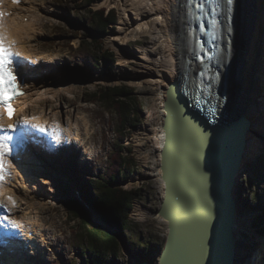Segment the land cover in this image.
Returning <instances> with one entry per match:
<instances>
[{
	"label": "bare ground",
	"instance_id": "obj_1",
	"mask_svg": "<svg viewBox=\"0 0 264 264\" xmlns=\"http://www.w3.org/2000/svg\"><path fill=\"white\" fill-rule=\"evenodd\" d=\"M97 4L99 6L101 4L119 6L127 31L125 34H117L118 37L122 36V38L120 40L116 39V42L114 41L113 44L119 51L121 59L129 62H138L140 64L141 69L145 72V78L143 80L158 90V107L160 109L161 119L156 131V143L159 164L162 156L161 145L164 144L167 138L164 118L167 115L168 109L166 102L170 98L169 111L171 117L169 138L172 142L171 146L176 161L175 164L171 165L172 192L174 191L179 196L181 204L180 210L185 211L186 209V202L183 203L185 198L181 194L188 193L189 190L196 195L195 204H198L200 212L209 210V206L211 210V200L216 197L215 192L217 191V194L221 197L224 193L223 190H225L224 185L226 182L230 183L232 181V171L238 165L240 155L243 151L242 146L245 135L249 136V145L245 152V161L247 163L252 162V159L254 160L256 155L264 150V122H261L262 120L260 119L257 121L253 119L258 117V115L257 117L255 115L257 111L259 112V109L256 104V106H253L252 100V93L258 86L254 87V83L259 81L258 72L255 71V60L257 59V50H261L259 43L264 33V0H236L230 47L225 55V66L228 70L224 75V78L227 80L226 113L224 117L226 123L224 124L227 125L231 121L241 119L226 129H208L204 126L199 116L190 111L187 102L182 101L183 98L179 99L174 89L169 92L170 85L177 82L181 74L184 77L188 71L189 76L192 78L195 70L198 68V65L190 57L188 47L186 0H103ZM39 5H42V8H44L46 3L43 0H22L19 5H14L11 0H3V3L0 4V8L10 13V15L5 17V21L12 37L17 40V49L23 52L24 56L29 55L33 57L34 63L32 62L31 64H39L35 67V72L31 75H28L31 64L28 65V70L24 73L25 77H29V80H27L26 84L27 94L18 101L20 104V117L31 116L27 111L28 109L31 110L28 107L30 104L49 101L47 100L49 98L48 94H54L53 90L44 87V82H46L45 78L47 76L50 77L54 72L48 71L45 73L43 65L41 69V63L39 61L47 60L51 62V56L41 52L44 48L39 43V36L43 33L38 24V20L43 15L41 9L38 7ZM157 16L161 17V19L156 20L155 17ZM26 17L28 18L27 21L25 20ZM140 33L151 36L150 43L156 42L160 44L157 52L152 50L153 48H149L152 44L138 47L129 46L128 41L137 38ZM255 74L257 76V82L253 78ZM262 84L264 86V83ZM203 106L205 112L211 114V108L208 105ZM32 116L39 117L40 122L54 120L60 125L67 126L68 130L74 134L73 141H79L77 147H81L83 150L81 159L84 162H87V159H92L88 154H91V143L94 142L91 139L95 132L92 130V124H90L89 119L84 117L85 132L83 133L81 127L77 123H73L71 118H67V120L60 119L57 113L38 110L33 112ZM247 121H250L248 130L246 129ZM256 122L261 123H259L260 125H256ZM253 135H262L263 138H261L262 140L257 138L255 142ZM75 147L73 146V148ZM43 160L50 164L35 165L29 162L24 166L25 171L34 178V182L26 180L19 170L18 175L14 179H8L7 182L10 183H6L4 186V190H10L11 193L16 194L22 199L20 207L23 203L29 204L30 207H37L42 203H46L43 200L45 199L43 197L45 181L41 179V175L35 172L42 169L41 174L45 172L49 174L57 169L53 166L55 164L53 157L47 156ZM180 170H187L188 173L190 171L191 175L189 177L188 174V178L192 187L180 182L176 175V171ZM61 171L62 173L64 172L63 170ZM61 171L59 172L61 173ZM158 175L165 191L161 167ZM57 176H61V174L58 173ZM185 180L188 179L185 177ZM190 183L188 182V184ZM236 184H238L239 190L241 184L239 181ZM236 193L240 195V191ZM240 198H243V196L240 195ZM240 198L236 199L238 205L242 203V199ZM18 209H15L14 212L17 218H19L17 215ZM91 210L93 211L92 208ZM245 217L243 214L239 215L238 225L240 228L244 224H249L251 221V219L244 221ZM20 218L22 219L23 217ZM164 220L167 222L166 219ZM211 223H213V220ZM37 224L39 225V230L37 229V231L40 233L38 241L44 243L42 246L44 247L48 244L49 235H51L49 233L50 229L47 230L48 227L46 228L44 222H37ZM218 228L219 224L217 226V232L209 241L210 246L215 244L217 234L219 237L222 236ZM243 228H245V225ZM207 229L208 225L206 226ZM168 234L169 228L167 238ZM221 245L219 244L218 252L221 251ZM42 247L36 250V253L42 254ZM239 253L241 255V252ZM236 257L237 254H235L233 264H252L251 259L250 261L247 259L240 261L239 257L238 259ZM220 259L221 257L218 258L215 264H220ZM132 260L135 261V259ZM257 260L258 257H256ZM0 264L8 263L0 261Z\"/></svg>",
	"mask_w": 264,
	"mask_h": 264
},
{
	"label": "rangeland",
	"instance_id": "obj_2",
	"mask_svg": "<svg viewBox=\"0 0 264 264\" xmlns=\"http://www.w3.org/2000/svg\"><path fill=\"white\" fill-rule=\"evenodd\" d=\"M43 1L46 6L44 8H42V5L38 6L43 13L41 19H39L40 21L38 20V24L43 31L42 35L39 36V43L44 49H49L42 53H47L51 56V62L43 61V69L45 73L48 71L54 72L53 75L45 78L44 87L53 90L54 94H48L49 98L47 100L49 101H44V103L34 102L28 107L33 112L45 110L48 113H57L58 117L63 120L71 118L73 123H77L81 127L83 133L85 132L84 117H86V119L90 120L95 134H93L91 139V141H94L91 143L92 150H90L93 155L88 154L92 159H87V162H84L81 159L82 153H78V148L73 153V157H69V159L66 155L56 156V159L53 157L55 161V164H53L54 168L64 171L60 173L56 170L61 176H57L58 174L53 172L41 174L42 169L35 172L41 175V179L45 181L43 190L45 191L43 192L45 199L43 200L46 203H42L37 207H30L29 204L23 203V206H19L17 215L19 218H32L39 220L41 223L44 222L46 228L50 229L49 233L51 235H49L47 252L34 257L26 255L27 258L23 264H58V261L61 264H85L84 258L80 255L78 249L74 248L72 243L73 236L70 228L74 224H78L70 221L69 218L68 211L73 205L80 206L95 222L111 228L116 234L119 233L117 229L103 222L95 210H91L90 201L83 190L86 180L94 179L99 172H104L106 162L110 159L117 142V136L114 132L116 116L112 112H107L98 103L86 102L87 94L97 91L100 86L113 85H123L131 88L133 96L138 98L142 108L139 116L141 120L140 126L133 128L128 137L122 141L126 147L132 149L137 166L129 181H124L121 185L129 189L138 188L141 196L134 201V207L130 215L132 219L131 227L123 230L127 246L120 239L122 252L116 264H138L148 255L150 258L157 260L159 259L157 255L162 252L167 243L168 233L167 222L158 214L161 200L164 196V187L160 178H158L160 164L156 143V131L161 119L158 107V90L143 80L145 72L141 69L140 64L121 59L119 51L113 44L116 39L120 40L122 38V36L118 37L117 34H125L127 31L119 6L106 4L99 6L97 3L103 0H94L91 5L93 9L101 7H105L107 10L115 9L118 14L117 25L111 26L108 29V34L101 36L104 39L105 47L114 52L115 55L113 71L104 73L101 69L90 71L88 68H81L78 64L79 59L73 55V51L69 47V44L76 47L83 39L92 40L94 37L99 36L91 30L90 25L85 26L87 20L84 19V16L88 14L89 7L84 6L82 0ZM71 34H77V37L72 39L70 37ZM151 39V36L140 33L137 38L129 40L128 44L129 46L132 45L131 47L152 44L149 48H153L152 50L157 52L160 44L156 42L150 43ZM256 58L257 69L255 71L258 72L259 76V64H264V51L257 50ZM34 69L36 68L34 67ZM253 78L257 82L256 74ZM261 99V92H258V90L256 92L253 91V106H256L255 104H258ZM31 110L30 113L32 112ZM100 113H104L105 117H100ZM255 116L257 118H253L254 120H262L261 111L257 112ZM259 123L256 122L255 124L260 125ZM188 174L190 177V171L188 173L187 170L176 171L180 182L185 185V177L190 183ZM238 181L241 187L238 190V184H236L235 192L240 191V195L243 198H240L237 193L234 195H236V199H242L239 207L243 211H247L251 219L255 215L252 207L261 210V206L264 204V150L256 155L252 162H245L244 168L239 173ZM189 185L192 187L191 183ZM77 190L82 193L80 199L75 195ZM244 198L247 199L244 200ZM258 215L259 212L257 217ZM250 219L246 220L249 221ZM253 221H250L249 224H244L245 228H243L244 225L240 228L243 229L245 238L251 237L253 240H258L261 244L260 249H257L255 246L250 245L252 244L249 241L250 239H244L245 242L242 244L240 252L245 257V260L250 261L251 259L252 262L256 261L258 255H262L260 252L264 249V245L261 243V240L264 241V239L251 229ZM132 259H135V261ZM263 259L260 256V264H264Z\"/></svg>",
	"mask_w": 264,
	"mask_h": 264
},
{
	"label": "trees",
	"instance_id": "obj_3",
	"mask_svg": "<svg viewBox=\"0 0 264 264\" xmlns=\"http://www.w3.org/2000/svg\"><path fill=\"white\" fill-rule=\"evenodd\" d=\"M93 2L94 0H82L83 5L89 7L88 14L84 16L87 20L85 26L90 25L91 30L99 36L92 40L83 39L76 47L69 44V47L79 59L81 68H88L90 71L101 69L104 73H109L113 71L115 55L105 47L101 36L107 35L108 29L117 25L118 14L115 9H93ZM70 37L73 39L77 34H71ZM132 93L131 88L123 85L100 86L97 91L88 93L86 99V102L102 105L107 112L116 116L114 132L117 142L104 172H99L94 179L86 180L83 190L91 208L99 214L98 217L117 229L121 235L124 229L131 227L130 215L134 201L141 196L138 188L129 189L121 185L122 182L129 181L137 166L132 149L122 143L131 130L141 124L139 116L142 108L138 98ZM100 117L104 118L105 114L100 113ZM261 208L257 222L262 225L258 231L264 235V204ZM68 214L70 221L78 223L70 228L72 243L84 258L85 264H116L122 252L118 234L95 222L80 206L73 205ZM58 264L61 263L58 261Z\"/></svg>",
	"mask_w": 264,
	"mask_h": 264
},
{
	"label": "water",
	"instance_id": "obj_4",
	"mask_svg": "<svg viewBox=\"0 0 264 264\" xmlns=\"http://www.w3.org/2000/svg\"><path fill=\"white\" fill-rule=\"evenodd\" d=\"M264 48V33L262 35V40L260 42V51H263ZM229 51V49H228ZM207 70L212 68L211 60L207 63ZM257 69V67H256ZM228 68L224 67L223 72V86L221 93L223 92L222 98V107H221V118L213 119L210 113L205 112L204 106L194 105L193 96L187 93V78L189 73L187 71L186 75L171 84L169 87L170 90H175L178 94V97L184 98L182 101L187 102L188 108L193 114H196L201 119L204 126L208 129L212 128H228L232 126L237 121H231L225 125L226 120L224 119L226 113V99H227V80L224 78L225 73ZM258 83H254V87L257 88L258 92H261V101L256 104L259 111H264V64L260 65L259 68ZM263 77V79H262ZM254 90V92H256ZM170 98L167 99V115L164 118V126L166 128L167 138L162 147L160 167L162 171V179L165 184V196L162 197L160 208L158 214L167 220L169 234L167 238V243L163 248L162 252L158 254L159 261L155 258H150L149 255L145 257L140 264H215L218 258L220 259V264H233L235 254H237V259L239 257L240 261L245 260L243 254L239 255L240 247L245 242L244 239H250L252 245L255 248L260 249V242L250 238H242L243 229H240L238 225L239 215L242 214V209L239 207L235 193L234 186L238 181V176L240 171L244 168L245 165V152L248 149L249 140L248 136L245 135L243 140V151L240 155L238 165L233 169L232 181L224 185V193L220 197L215 192L216 197L211 200L210 210H205L200 212L198 204L196 202V195L189 190V192L181 194L184 196L186 202L185 211H181V204L179 201V196L177 193L172 192V179H171V165L175 164V154L172 149V142L169 138L170 133V111H169ZM258 112V111H257ZM249 119V117H247ZM251 120V119H250ZM250 126V121L246 123V129L248 130ZM186 185L188 180H186ZM190 187V186H189ZM188 190V188H187ZM186 190V191H187ZM173 194V195H172ZM164 195V194H163ZM182 203V204H183ZM214 207V209H213ZM183 218V219H182ZM213 220V223L211 221ZM219 224L218 230L222 234L221 237L218 236L215 241V244L210 246V240L213 238L214 234L217 232V226ZM208 229L206 230V226ZM239 235V236H238ZM118 236L122 240L123 244L127 246V242L123 233H118ZM239 237V238H238ZM219 244L221 245V251H217ZM236 249V252H235ZM263 251L260 254L263 255ZM259 256V255H258ZM236 259V260H237ZM257 262V261H255Z\"/></svg>",
	"mask_w": 264,
	"mask_h": 264
},
{
	"label": "snow or ice",
	"instance_id": "obj_5",
	"mask_svg": "<svg viewBox=\"0 0 264 264\" xmlns=\"http://www.w3.org/2000/svg\"><path fill=\"white\" fill-rule=\"evenodd\" d=\"M11 2L14 5H19L21 0H11ZM2 3L3 0H0V4ZM232 3L233 0H226L227 6H231ZM188 4L194 6L199 12V15L193 18L200 21L199 30L201 32H207L204 19L210 17L208 23L211 24L214 31L211 34L213 39L209 42L214 43L216 31L221 27L218 19L221 13V0H188ZM8 15L10 13L0 8V208H3L7 213H11L12 208L16 206V200L11 195L4 197L3 193L6 181L13 175L12 162L7 157L14 156V153L16 156L21 154L20 151L14 149L12 133L16 131L18 125L31 126L41 133H49L50 128L47 122H40L39 117L36 116L23 117L17 123L9 122L16 113L15 99L25 95L22 86L23 78L24 73L28 70L26 60L31 61V57H25L23 52L17 50V40L12 37L5 21V17ZM225 16H227L226 12ZM155 19L160 20L161 17L157 16ZM203 43V41L200 42L201 47H203ZM197 58L201 61L204 59L203 56ZM60 131L62 129H60L58 122L51 126L50 134L56 143H59L62 139ZM0 219L8 220L14 228L20 229L23 227L20 221L10 220L9 215H5Z\"/></svg>",
	"mask_w": 264,
	"mask_h": 264
}]
</instances>
